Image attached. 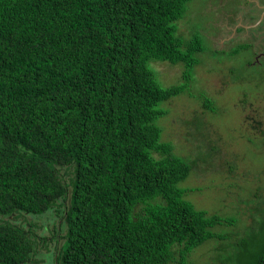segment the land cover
Instances as JSON below:
<instances>
[{
    "label": "trees",
    "instance_id": "16d2710c",
    "mask_svg": "<svg viewBox=\"0 0 264 264\" xmlns=\"http://www.w3.org/2000/svg\"><path fill=\"white\" fill-rule=\"evenodd\" d=\"M189 1L0 0V264H188L236 225L186 200L204 151L179 155L158 125L203 53L178 34ZM246 238L220 264H264V234Z\"/></svg>",
    "mask_w": 264,
    "mask_h": 264
},
{
    "label": "rangeland",
    "instance_id": "374dc122",
    "mask_svg": "<svg viewBox=\"0 0 264 264\" xmlns=\"http://www.w3.org/2000/svg\"><path fill=\"white\" fill-rule=\"evenodd\" d=\"M177 26L185 44L200 38L203 53L188 92L161 105L166 115L158 125L179 155L194 159L197 146L204 151V162L180 184L189 190L186 200L210 215L238 220L214 226L225 240L210 239L188 258V264H220L236 241L247 236L251 243L264 234V0H190ZM153 66L164 87L182 82L183 65ZM203 94L217 112L205 109ZM236 233L239 240L229 239ZM39 259L53 264L49 255Z\"/></svg>",
    "mask_w": 264,
    "mask_h": 264
}]
</instances>
